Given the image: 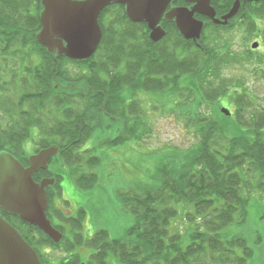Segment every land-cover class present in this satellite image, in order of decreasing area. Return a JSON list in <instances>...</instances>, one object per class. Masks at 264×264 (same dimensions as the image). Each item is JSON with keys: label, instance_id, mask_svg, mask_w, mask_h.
<instances>
[{"label": "trees", "instance_id": "obj_1", "mask_svg": "<svg viewBox=\"0 0 264 264\" xmlns=\"http://www.w3.org/2000/svg\"><path fill=\"white\" fill-rule=\"evenodd\" d=\"M41 1L0 0L1 76L9 70L5 67L14 65L10 82H0V151H9L28 165L30 136L39 134L35 137L41 140L35 151L59 146L49 168L34 178L56 179L47 188V214L63 237L55 242L38 227L0 212L36 249L43 264L80 263V252L67 259H45L46 246L66 252L89 249L90 264H112L111 257L117 264H251L255 251L246 235L230 229L247 225L251 199L257 195L264 199V107L256 109L246 81L225 71L252 60L262 67L264 55L251 60L249 53L239 54L225 31L241 26L240 19L250 29L262 30L258 20L264 21V0L244 3L246 8L241 7L226 25L198 15L205 23L198 41L185 39L174 21L163 19L166 35L154 42L146 23L133 22L123 5H109L99 17L103 31L99 47L82 61L50 53L38 42ZM234 2L212 0V5L221 16ZM180 4L189 5L184 0ZM248 8L249 14L243 13ZM141 92L162 96L163 106L173 105V112L192 124L197 141L184 151L174 148L168 156L173 160L151 176L153 184L118 193L133 218L126 236L112 238L99 229L88 237L82 232L81 215L86 210L79 209L70 218L58 214L55 190L63 193L65 175L80 191L97 186L101 157L95 147H117L136 134L141 109L135 106L139 101L135 96ZM224 96L235 104L234 114L227 116L216 107L213 114L203 109ZM113 128L115 136L107 137L105 132ZM89 139L93 145L80 151ZM180 215L191 223L186 232L173 229ZM260 218L264 221V205ZM63 222L76 230L73 240L65 234Z\"/></svg>", "mask_w": 264, "mask_h": 264}, {"label": "rangeland", "instance_id": "obj_2", "mask_svg": "<svg viewBox=\"0 0 264 264\" xmlns=\"http://www.w3.org/2000/svg\"><path fill=\"white\" fill-rule=\"evenodd\" d=\"M249 8L252 9V7ZM240 24L241 26L236 25L235 28L225 31V37L231 39L233 49L237 50L239 54L249 53L250 59L253 55H264V32L262 31L264 30V21L258 20L262 30L250 29L247 22L246 24L240 22ZM250 24L252 26V19H250ZM255 42L259 43L257 48L252 47ZM5 68L9 70L4 76H1L0 72V82L8 81L9 83L14 65ZM68 68L73 71L78 69L72 64H69ZM262 68L264 65L261 67L257 61L252 60V64L233 66L225 71L227 75L233 78H242L243 81H246L256 109L264 107V71H261ZM14 94L12 92L11 99H13ZM135 97L139 99L135 106L141 109L140 113L138 112L141 123L136 134L117 147H95L96 154L101 157L100 164L96 169L100 176L97 186L89 191L86 189L80 191L73 179L65 175L61 181L63 193L59 194L57 189L55 190L54 207L58 214L70 218L77 215L79 209L84 208L86 210V213L81 215L82 232L88 237L93 236L99 229L107 230L112 238L126 236V231L132 225L133 218L130 212L123 208L118 193L129 188H135L138 184H153L154 181L151 180V176L155 178L154 175L157 174L160 167L166 161L173 160L174 157L168 156L171 155L174 148L184 151L197 141L192 124L188 123L187 125L188 119L180 112H173V105L163 106L165 99H162V96H151L141 92ZM209 103L203 105V109L211 114L215 112V107L218 112H222V108L226 107L233 114L236 109L235 104L230 100L228 101L225 96L219 100L209 101ZM220 103L223 106L219 105ZM165 107L167 108L164 109ZM243 114L248 116L247 112ZM113 129L105 132L107 137L115 136L117 131ZM137 133H140L139 137L136 136ZM30 137L26 142V149L32 153L38 146L39 138ZM94 142L93 139H89L80 146V151L90 148ZM81 189H83L82 186ZM263 205L264 199L262 197L257 195L256 200L252 201L251 199L249 206L251 213L247 225L230 229L233 233L242 232L246 235L249 246L255 251L254 257L249 259L251 264H264V221L260 218ZM183 206L180 205V211L183 210ZM64 224L66 225L65 234L73 240V232L76 230H73L71 224ZM190 224L180 215L174 221L173 229L186 232ZM258 237H262L261 243H257ZM44 249L45 259H50V261L58 258L67 259L74 252H80V263L77 264H90L91 251L89 249L76 248L72 252H66L63 248L51 249L49 246ZM110 260L112 264H117L114 258L111 257Z\"/></svg>", "mask_w": 264, "mask_h": 264}, {"label": "water", "instance_id": "obj_3", "mask_svg": "<svg viewBox=\"0 0 264 264\" xmlns=\"http://www.w3.org/2000/svg\"><path fill=\"white\" fill-rule=\"evenodd\" d=\"M178 0H42L37 33L38 42L48 52L73 60L89 59L98 49L103 31L99 16L109 5L125 7L128 17L136 23H146L154 42L166 35L162 19L174 21L185 39L198 41L204 29V21L196 15H204L215 24H228L239 11L242 2L260 0H235L230 11L221 17L212 6V0H184L190 5H173ZM257 42L252 44L258 47ZM222 112H231L222 108ZM59 146L48 147L28 156L25 166L11 152L0 151V210L19 217L23 222L38 227L55 242L63 234L48 217L49 197L47 188L55 184V178L45 177L36 181L34 175L48 169L49 162L59 153ZM0 264H43L38 252L19 230L0 213ZM86 264V263H81Z\"/></svg>", "mask_w": 264, "mask_h": 264}, {"label": "flooded vegetation", "instance_id": "obj_4", "mask_svg": "<svg viewBox=\"0 0 264 264\" xmlns=\"http://www.w3.org/2000/svg\"><path fill=\"white\" fill-rule=\"evenodd\" d=\"M248 2H249V1H248ZM244 3H246V2H242V3H241L240 9H241V7H245V8H246V6H245ZM250 3H252V2H250ZM173 5H181V4H180V0L177 2V4H173ZM243 5H244V6H243ZM240 9H239L238 13L241 11ZM248 10H249V8H248L247 10L244 9V10H243V13H247V14H249V11H250V10H249V11H248ZM238 13H237V14H238ZM237 14H236L234 17H237ZM221 16H222V15H221ZM221 16H217V17H221ZM234 17H233V18H234ZM198 18H199V16H198ZM204 18H205V16H204ZM231 19H232V18H231ZM231 19H230V20H231ZM230 20H229V21H230ZM241 20H242V19H241ZM241 20H240V21L238 20V21L241 22ZM228 23H229V22H228ZM35 136H37V135L34 134V135L31 136L30 138H37V137H35ZM40 143H41V140H39L38 144H40Z\"/></svg>", "mask_w": 264, "mask_h": 264}]
</instances>
